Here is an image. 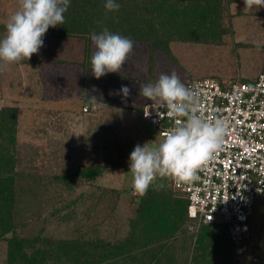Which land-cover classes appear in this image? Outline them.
I'll use <instances>...</instances> for the list:
<instances>
[{"label": "rangeland", "instance_id": "1", "mask_svg": "<svg viewBox=\"0 0 264 264\" xmlns=\"http://www.w3.org/2000/svg\"><path fill=\"white\" fill-rule=\"evenodd\" d=\"M18 4L19 0H0V26L6 24ZM244 7L243 0H239L225 14L223 23L233 34L224 38L223 45L173 43L170 55L156 53L151 78L149 47L134 43L120 73H109L95 81L90 64L95 45L87 47L81 37L43 38L44 46L32 56L40 57L38 60L12 64L0 73V109L19 108L17 170L25 176L24 182L28 175L38 176L43 188L39 192L45 190L39 205H24L30 220L24 231L27 236L42 233L54 239H72L81 233L114 241L128 234L129 219L136 215L139 198L131 195L129 156L137 144L149 142L151 147L161 140L157 129L140 115L148 104H155L140 96V85L155 83L162 73L173 72L185 85L206 78L249 81L259 77L264 69V19L232 15L231 8L244 11ZM259 11L264 8L251 12ZM4 32L0 30V36ZM113 76H125L130 81L104 80ZM84 82L90 100L97 98L91 107L81 97ZM122 86L130 89L127 97L120 91ZM108 139L114 140L108 145H114L111 152L115 153L106 151ZM111 160L120 162V167L109 165ZM91 165L102 167L103 174L90 182L79 181L74 190H60L56 176ZM160 184L172 188L171 179L159 177L152 186ZM61 199L67 204L62 213L66 218L47 219ZM33 213L37 214L36 220L31 219ZM250 224V254L244 257V264H254L253 258L264 264V195L257 199ZM6 258L7 243L0 242V264H6Z\"/></svg>", "mask_w": 264, "mask_h": 264}, {"label": "trees", "instance_id": "2", "mask_svg": "<svg viewBox=\"0 0 264 264\" xmlns=\"http://www.w3.org/2000/svg\"><path fill=\"white\" fill-rule=\"evenodd\" d=\"M235 1L116 0L119 10L108 12L104 7L106 0H70L65 23L56 28L50 27L44 38L81 37L90 47L91 34H99L107 27L110 32L129 37L134 43L148 45L151 78L156 53L170 55L173 43L223 45L224 38L233 34V30L223 22ZM0 30L5 31V25L0 26ZM85 56L84 63L88 66L90 53L85 52ZM39 58L32 57L29 61L24 60L23 64H32ZM40 73L42 75V71ZM94 79L97 82L100 80ZM104 80L130 81L125 76L106 77ZM84 84L82 97L85 104L91 107L93 99L88 97L87 84ZM18 121V107L0 109V242L7 243L6 264L245 263L244 258L235 255L228 228L190 219L188 201L171 187L151 186L145 196H139L136 215L129 219V232L122 239L89 238L81 233L72 239H54L42 236V233L27 236L24 231L30 220L24 205H39L45 190L39 192L43 188L38 176L28 175L24 182L25 176L17 170L15 145ZM112 141L108 139L106 146V151L111 154L115 153L111 152L114 145H108ZM118 150L119 154L123 153L120 148ZM109 165L120 167L121 164L111 160ZM102 174V167L91 165L66 176H56L55 182L61 184L60 190L71 191L79 181L90 182ZM59 201L47 219L66 218L62 213L67 204L65 200ZM30 216L33 220L37 219L36 213Z\"/></svg>", "mask_w": 264, "mask_h": 264}, {"label": "clouds", "instance_id": "3", "mask_svg": "<svg viewBox=\"0 0 264 264\" xmlns=\"http://www.w3.org/2000/svg\"><path fill=\"white\" fill-rule=\"evenodd\" d=\"M244 12L264 8V0H243ZM70 0H19L17 10L5 24L0 36V73L15 63L30 60L44 46L49 28L65 23ZM106 11H118L116 0H106ZM95 52L91 58V74L99 80L109 73H120L134 48V41L110 32L107 27L91 34ZM125 97L130 89L122 86ZM139 94L166 110L173 125L163 139L149 145L137 144L129 156L132 196L143 197L158 177L176 183L194 179L201 166L221 148L228 131L224 119L206 115L201 107L200 92L188 87L173 72L161 74L158 81L140 85ZM159 112V111H158ZM160 114V113H159ZM162 188L163 185H157Z\"/></svg>", "mask_w": 264, "mask_h": 264}, {"label": "built area", "instance_id": "4", "mask_svg": "<svg viewBox=\"0 0 264 264\" xmlns=\"http://www.w3.org/2000/svg\"><path fill=\"white\" fill-rule=\"evenodd\" d=\"M186 86L199 89L204 113L226 120L228 131L221 148L195 178L172 180V190L188 201L190 219L227 227L236 257L244 258L250 253L257 199L264 195V73L249 81L206 78ZM140 115L161 139L173 125L166 110L156 104H148ZM259 262L253 258L254 264Z\"/></svg>", "mask_w": 264, "mask_h": 264}, {"label": "crops", "instance_id": "5", "mask_svg": "<svg viewBox=\"0 0 264 264\" xmlns=\"http://www.w3.org/2000/svg\"><path fill=\"white\" fill-rule=\"evenodd\" d=\"M238 1L239 0H236L235 3L232 5V7H234L235 4L238 3ZM231 13H232V15H235L236 17H239V18L249 16V17L263 18L264 19V11H262V12H260V11L259 12H244L242 10L241 11L238 10L237 8L236 9H233V10L231 8ZM239 14H241V15H239ZM260 14H262V15H260ZM80 75L82 77L83 73H81ZM81 97H82V95H81ZM96 99L97 98H93V102H95ZM93 104H95V103H93ZM85 108H89V107L88 106H85L84 109Z\"/></svg>", "mask_w": 264, "mask_h": 264}]
</instances>
